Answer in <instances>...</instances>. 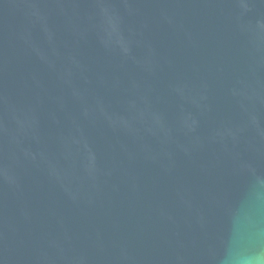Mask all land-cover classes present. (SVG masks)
<instances>
[{
    "label": "water",
    "instance_id": "1",
    "mask_svg": "<svg viewBox=\"0 0 264 264\" xmlns=\"http://www.w3.org/2000/svg\"><path fill=\"white\" fill-rule=\"evenodd\" d=\"M0 264H264V0H0Z\"/></svg>",
    "mask_w": 264,
    "mask_h": 264
}]
</instances>
